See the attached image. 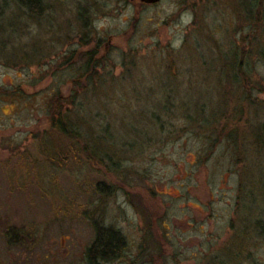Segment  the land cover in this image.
Here are the masks:
<instances>
[{
  "label": "rangeland",
  "instance_id": "obj_1",
  "mask_svg": "<svg viewBox=\"0 0 264 264\" xmlns=\"http://www.w3.org/2000/svg\"><path fill=\"white\" fill-rule=\"evenodd\" d=\"M39 1L0 0V264H87L93 221L127 237L113 264H264V30L246 0ZM62 102L101 162L60 160Z\"/></svg>",
  "mask_w": 264,
  "mask_h": 264
},
{
  "label": "trees",
  "instance_id": "obj_2",
  "mask_svg": "<svg viewBox=\"0 0 264 264\" xmlns=\"http://www.w3.org/2000/svg\"><path fill=\"white\" fill-rule=\"evenodd\" d=\"M16 1L27 10L28 15L38 13V7L40 5L39 0ZM244 6V17L246 21L250 23L254 17L253 20L260 21L261 25H259V27L264 30V0H246ZM238 19L241 20L242 18ZM245 36L247 37V34ZM239 41L243 43V36H241L239 40H236V46L234 48L237 50V57L239 56V50L241 49L238 45ZM237 57H234L235 59L233 58V61H230V63H233L231 68H233L234 71L236 70V73L229 77L231 80H236V78L242 80L244 78L243 67L241 66L243 65V60L241 62ZM229 60H232V58H229ZM50 116V128L69 142V147L64 148V150H61L59 153L61 161L64 160V163L65 161L67 163V160L71 155L73 156L72 159H75L80 152L84 155L86 154L89 161L92 159H97L100 162L102 161L98 154L99 150L93 144V141L96 140V138L94 139L93 137V132L88 130V133H82V131H80L81 129L76 125L77 122H74L66 111H63V102L62 105L54 103L53 112ZM261 136L264 137V125L261 126ZM260 143L264 144V141ZM47 157L52 165L60 166L63 164H60L61 161L59 159L57 160L54 155L47 154ZM92 226L95 234L91 245L86 250V263L108 264L114 260L122 259L125 251L128 250L127 237L117 229L110 225H104L102 222L93 221ZM254 226L259 235L264 237V223L257 220ZM20 240L21 239H14L13 243L20 242ZM140 248L143 249L142 247Z\"/></svg>",
  "mask_w": 264,
  "mask_h": 264
},
{
  "label": "flooded vegetation",
  "instance_id": "obj_3",
  "mask_svg": "<svg viewBox=\"0 0 264 264\" xmlns=\"http://www.w3.org/2000/svg\"><path fill=\"white\" fill-rule=\"evenodd\" d=\"M137 1V0H136ZM127 239V238H126ZM128 242V241H127ZM91 245V244H90ZM89 245V246H90ZM88 246V247H89ZM87 247V248H88ZM87 248H86V250H87ZM128 250H126L125 251V254H124V256H123V258L122 259H119V260H121V261H125L126 259H128L129 257H130V255H131V253H130V250H129V244H128V248H127ZM85 255H86V251H85ZM85 258H86V256H85ZM115 261H118V260H114V261H112V262H110V263H108V264H113V262H115ZM107 264V263H106Z\"/></svg>",
  "mask_w": 264,
  "mask_h": 264
},
{
  "label": "water",
  "instance_id": "obj_4",
  "mask_svg": "<svg viewBox=\"0 0 264 264\" xmlns=\"http://www.w3.org/2000/svg\"><path fill=\"white\" fill-rule=\"evenodd\" d=\"M130 1H136V0H130ZM143 5H155L160 2V0H138Z\"/></svg>",
  "mask_w": 264,
  "mask_h": 264
},
{
  "label": "bare ground",
  "instance_id": "obj_5",
  "mask_svg": "<svg viewBox=\"0 0 264 264\" xmlns=\"http://www.w3.org/2000/svg\"><path fill=\"white\" fill-rule=\"evenodd\" d=\"M4 110H6V109L4 108Z\"/></svg>",
  "mask_w": 264,
  "mask_h": 264
}]
</instances>
